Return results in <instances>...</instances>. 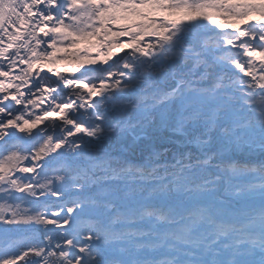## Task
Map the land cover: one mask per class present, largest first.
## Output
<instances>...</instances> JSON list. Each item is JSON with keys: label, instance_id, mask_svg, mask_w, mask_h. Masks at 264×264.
Wrapping results in <instances>:
<instances>
[{"label": "snow or ice", "instance_id": "6c2138e0", "mask_svg": "<svg viewBox=\"0 0 264 264\" xmlns=\"http://www.w3.org/2000/svg\"><path fill=\"white\" fill-rule=\"evenodd\" d=\"M0 264H264V0H0Z\"/></svg>", "mask_w": 264, "mask_h": 264}]
</instances>
